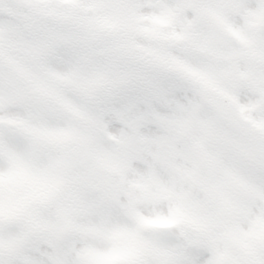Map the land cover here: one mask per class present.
I'll use <instances>...</instances> for the list:
<instances>
[{
  "label": "snow or ice",
  "instance_id": "snow-or-ice-1",
  "mask_svg": "<svg viewBox=\"0 0 264 264\" xmlns=\"http://www.w3.org/2000/svg\"><path fill=\"white\" fill-rule=\"evenodd\" d=\"M0 264H264V0H0Z\"/></svg>",
  "mask_w": 264,
  "mask_h": 264
}]
</instances>
